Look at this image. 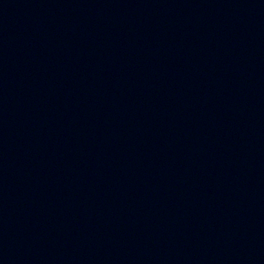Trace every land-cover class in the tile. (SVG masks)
<instances>
[{"label": "water", "instance_id": "obj_1", "mask_svg": "<svg viewBox=\"0 0 264 264\" xmlns=\"http://www.w3.org/2000/svg\"><path fill=\"white\" fill-rule=\"evenodd\" d=\"M0 264H264V0H0Z\"/></svg>", "mask_w": 264, "mask_h": 264}]
</instances>
